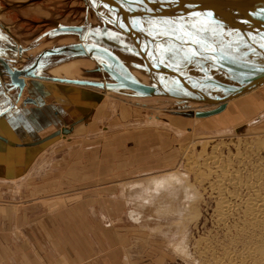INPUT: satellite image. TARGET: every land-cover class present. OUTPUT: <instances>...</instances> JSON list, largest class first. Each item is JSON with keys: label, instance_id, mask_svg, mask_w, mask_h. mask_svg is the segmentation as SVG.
Wrapping results in <instances>:
<instances>
[{"label": "rangeland", "instance_id": "374dc122", "mask_svg": "<svg viewBox=\"0 0 264 264\" xmlns=\"http://www.w3.org/2000/svg\"><path fill=\"white\" fill-rule=\"evenodd\" d=\"M96 3L0 0V97L12 101L0 113L18 97L28 108L37 94H49L70 127L60 126V137L22 176L5 179L0 171V264H220L230 257L263 264L247 250L264 252V222L248 216L257 200L264 203V84L234 99L238 105L230 101L229 120L218 121L182 113L212 106L184 98L190 91L178 79L168 93L109 85L116 79L106 65L141 81L138 69L155 88L162 77ZM185 25L176 32L186 37V63L175 55L179 61L168 65L187 75L185 64L205 60L227 70L220 58L233 57L224 48L241 52L248 40ZM146 36V54L159 57L157 43L169 36ZM80 59L70 70L58 67ZM250 63L262 66L264 56ZM16 68L27 76L22 86L12 79ZM231 73L238 81L244 75ZM209 79L222 81L208 76L197 85ZM176 172L181 179L155 189V198L153 178Z\"/></svg>", "mask_w": 264, "mask_h": 264}, {"label": "bare ground", "instance_id": "6f19581e", "mask_svg": "<svg viewBox=\"0 0 264 264\" xmlns=\"http://www.w3.org/2000/svg\"><path fill=\"white\" fill-rule=\"evenodd\" d=\"M95 1L98 3V4L96 3L94 6L95 11L97 13H100L102 16L106 17L109 20V22H111L112 25L115 24V26L118 27L119 30L122 31L126 36H128V37L130 36L132 39L134 38L135 41H134V39H133V41L135 43V46L136 45L139 46L140 53H141V55L144 56L143 60H145V62L147 63L148 69L151 72H155L157 75H160L162 77L161 78L162 82L158 83L159 87H156L154 92H158L159 88H161L162 92L164 91V92L168 93L166 88L169 86V82L171 80H175V78L178 79L179 83L183 84L185 86V88L188 87L187 89L190 91L189 94H194V95L199 94V92L196 89H199L201 92H203V93L205 92L206 94H209L211 96H220L223 94H227L226 88L223 87L222 85H214L211 82L197 85V81H200V79H203L204 77H208V76H212V77L217 78V79L219 78L223 82H226V83L231 82L232 84L235 83L237 85L244 83V81H241V80H240L241 82L238 81L239 76H237L236 74H234V73L232 74L228 70L216 67L214 64H212L211 62H208L207 60H205L204 63H202L204 65L205 69H202L201 67H199V66H202V64L196 65V66H194V64H192V65L191 64H185L186 66L184 68L187 70L188 74L190 73L189 75H187V73H185V72H182L181 70H179V72H176V71H178V69L172 68L171 66L168 65V63L172 62V60H170V56H169L168 52L163 48L164 41H162V40H165V39H159V42L157 43L159 49H158V51H155L156 53L157 52L159 53V55H160L159 57L161 59H159V57H157V56H152L150 53H148V55H147L145 49H143L142 38H144V34L147 36H151L153 33H158V32H164L165 33V32H167V30H169L170 33L172 35H174L172 38H170V40L172 39L173 42H175L174 49L172 50L173 53H170V55H172V56L178 55L179 58H181V57H183L182 55H184L183 52L185 50V45L182 43V41H184V38H186V37L184 34L181 35L180 32H176V31L179 28H185L186 27L185 22L186 23L188 22L191 26L204 28V30H208L209 32H212V34L214 32L216 33L217 31L222 32L223 29H221V28L222 27L224 28L227 25L220 24V23L214 22V21H209V20L207 21L204 18H198V17L192 16L191 14L185 15V14H179V13L178 14L172 13V15L171 14H159V13L158 14H152V15L151 14H143V15L142 14H135L131 18L129 17L130 19L128 18L129 19L128 20V19H126L125 14H124V12H126V11L122 10L118 5L113 6L111 4L112 2L111 3L108 2L109 3L108 4L104 0H95ZM149 1L156 2V0H149ZM124 2H125L124 4L127 6V8L130 9L131 6L139 8L137 5H141L143 3H146L147 1L135 0V3H126V1H124ZM146 4H148V3H146ZM129 16H130V14H129ZM148 31L150 33H148ZM230 33H232L233 36L235 34V36H237L239 39H241L243 41H245V39H248L247 42L246 43L244 42V44L240 48L241 52H240V50L237 51V49L232 50L233 47L230 49L224 48V51L227 52L231 56V58L233 57V59L235 61L240 62V59H241L242 62H245L246 65H250L251 64L250 62H253V61L257 60L258 58H261V56H264V51H262V49H261V46H262V48L264 46V35L263 34L260 35V34L253 33V32L243 33L242 31L234 30L232 28H231ZM209 35H211V33H209ZM247 49H249L248 50L249 52L247 51ZM245 51H247V52L245 53ZM199 52H200V50H199ZM182 59L184 61H181V62H183V64L186 63L185 59L184 58H182ZM63 68L69 69L67 66L63 67ZM132 68H135V67L132 66L131 69ZM171 69L174 71H171ZM136 70H137L136 72H139L138 75L141 78V82L147 83L146 80H148V76L144 75L145 73H142L140 70H138V69H136ZM23 76H24V79L26 81L27 76H25L24 74H23ZM189 76H192L196 79L195 80L196 84L191 83V79ZM262 84H264V82ZM262 84L257 86V87H252V88H250L244 92H241V93L234 95L232 98H229L226 101V103L229 100L234 99V97L235 98L236 97H242V96H245L246 94H248L250 92H253L255 89L262 86ZM190 87H193V89L194 88L195 89L191 90ZM150 96H153V95H150ZM154 97H159V96H154ZM154 97H149V98H154ZM172 97L182 99L181 98L182 96L180 94H176ZM195 101H197V100H195ZM197 103H199V102H197ZM206 104H208L209 106H212V107L213 106L216 107L218 105L217 103H210V102H207ZM196 111L197 110H194V113H193V115H195V116H197L195 114ZM198 111H204V110H198ZM220 112H222V111L219 110V112H216L213 114H217ZM213 114H210V115L213 116ZM200 117H204V116H200ZM153 179L156 183L153 186L154 190L151 193L156 198V195H154L155 189L160 188L165 183H169V182L171 183V181H173V180L178 181L179 179H181V174L176 172V173H171L170 176H166V177L165 176H159L157 178L154 177ZM165 186H167V185H165ZM163 187H161V188H163ZM146 190H150V188L147 187ZM259 201L260 200H257V203H255V204L259 203V205H257V206L263 207L264 203H262L261 201L259 202ZM228 204H224L222 206L223 207L222 209L225 210L226 208L230 207V205H228ZM255 204H253V206H256ZM251 205H250V207H251ZM252 207L250 209L251 211L248 212L249 213L248 216L253 218L254 221L259 223V224L261 222L263 223L264 218H262V216H264V212H263L264 207L263 208L259 207L262 210L258 209V211H254L252 209ZM224 210H221L222 212L220 211V213H219V217L221 219H223V217L225 215ZM257 246H250L247 250V253L249 256H251L254 259V261L255 260L257 261L259 258V261L264 262V252L263 253L258 252ZM220 264H245V262L244 261H242V262L237 261V260H234L233 257H230L229 260L225 261L224 263L220 262Z\"/></svg>", "mask_w": 264, "mask_h": 264}, {"label": "water", "instance_id": "95a60500", "mask_svg": "<svg viewBox=\"0 0 264 264\" xmlns=\"http://www.w3.org/2000/svg\"><path fill=\"white\" fill-rule=\"evenodd\" d=\"M104 1L107 3L112 2L111 4L113 6L118 5L122 10L126 11L127 13L124 12L126 19L133 17L135 14H191L198 18H204L207 21L209 20L227 25L221 28L224 31L230 32L232 28L242 31L243 33L253 32L264 35V0H156V2L145 0L148 4L143 3L137 5L139 8L131 6L130 9L127 8L124 1H126V3H135V0ZM261 49L264 51V46L263 48L261 46ZM220 61L228 67V71H236L244 74L241 77V81H244V83L230 85L220 80L209 79L214 85H222L225 87L227 94L211 96L196 89L199 94L184 96V98L218 104L216 107L207 108L204 111H196L195 114L197 116H205L219 112V110L225 107L226 101L229 98L252 87H257L264 82V64L262 66H254L255 64L246 65L241 61L238 62L234 59L228 60L222 58H220ZM106 67L114 73L116 79L113 82H107L109 85L124 84L144 93L152 92L155 89L153 84L142 83L137 79L124 75L118 70L109 68L107 65ZM171 71L174 70L171 69ZM11 74L13 80L17 81L21 86L24 84L25 80L22 70L16 68ZM190 89L194 90L195 88L193 89V87H190ZM182 113L185 115L193 114V112Z\"/></svg>", "mask_w": 264, "mask_h": 264}, {"label": "crops", "instance_id": "0c3cea01", "mask_svg": "<svg viewBox=\"0 0 264 264\" xmlns=\"http://www.w3.org/2000/svg\"><path fill=\"white\" fill-rule=\"evenodd\" d=\"M169 33V30L165 32V34L169 36V38H166L162 41H164V45L166 46L171 44V48L170 46H168L166 51L170 56V60H172L173 63H177L179 60L170 55V53H173L172 50L175 42H173L172 39L170 40V38H172L174 35ZM136 48L140 52L139 46L136 45ZM159 59L161 58L159 57ZM81 63H84L82 59L72 60V62L60 64L58 65V67L67 66L70 70V68L74 67L75 65L79 66ZM130 66L132 67L133 65L131 64ZM172 68L177 69L176 67ZM45 96L48 97L49 94H37L36 99L32 100L33 103L30 102L26 104L28 108L17 103L19 101L18 97V99L16 98V102H14L15 106L8 107L0 113V171L2 170V175L5 179H15L17 176H20L24 172L25 168L31 166L40 152L45 149V145L60 137V126L63 125V131L70 128L64 126L66 124L62 120V111H59L58 108H56L57 110L54 109L52 103L45 100ZM236 98L240 99L239 97ZM236 98L234 97V99ZM234 99H231L226 103L225 107L221 110L222 113L220 112L217 113V115H213V117L215 118L213 119V121H218V117L220 116L225 115L226 118L230 116L229 111H225L228 103L232 100L233 103H236L237 105L241 103L239 101H236L238 99ZM4 102H10L12 104V101H9L8 98L1 95L0 107L4 105ZM45 103H48L51 108L49 106L47 107ZM209 116L212 117V115ZM260 116L262 115L259 114L258 116H256V118L260 119ZM10 150L14 152L12 153L13 157L9 159L7 155L8 153H10ZM8 161L10 162V166Z\"/></svg>", "mask_w": 264, "mask_h": 264}]
</instances>
